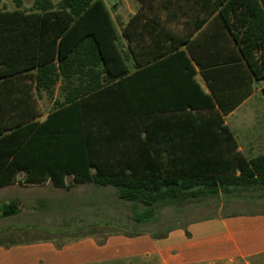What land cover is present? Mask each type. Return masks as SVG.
<instances>
[{
    "label": "trees",
    "instance_id": "obj_1",
    "mask_svg": "<svg viewBox=\"0 0 264 264\" xmlns=\"http://www.w3.org/2000/svg\"><path fill=\"white\" fill-rule=\"evenodd\" d=\"M141 2L122 27L127 49L104 0L0 8V187H63L70 176L112 186L138 223L152 222L161 204L185 202L201 186L264 188V154L244 157L216 108L229 112L264 78L260 0ZM198 4L217 12L225 29L229 44L217 46L220 61H202L207 47L191 39L208 14L185 35L171 26L178 9ZM160 7L167 9L163 18ZM198 70L211 93L196 81ZM58 86L60 96L40 120L34 92L53 97ZM221 135L226 151L209 141ZM35 203L43 212L53 202ZM1 208L17 214L21 204L14 199Z\"/></svg>",
    "mask_w": 264,
    "mask_h": 264
},
{
    "label": "crops",
    "instance_id": "obj_2",
    "mask_svg": "<svg viewBox=\"0 0 264 264\" xmlns=\"http://www.w3.org/2000/svg\"><path fill=\"white\" fill-rule=\"evenodd\" d=\"M121 1L113 5L115 15H112L121 41L127 49L122 27L140 9L142 2L137 0L139 5L134 7L129 3L125 10V2ZM260 2L264 9V0ZM197 6L178 9L177 23L171 26L175 27L179 35H185L190 27L195 26L194 23L208 14L205 23L194 32L191 39L199 37V42L207 47L208 53L202 61H220L222 57L217 54V46L229 44L223 24L215 18L217 12L211 14L210 8L200 7L199 4ZM155 11L162 18L167 14L164 7L156 8ZM187 22L192 26L187 25ZM181 48H185V45H181ZM211 73L215 71L210 69L209 75ZM196 81L205 92L211 93L200 70ZM263 88L264 78L254 80L252 92L229 112L222 111L216 103L224 124L234 136L239 151L247 159L264 154ZM225 94L230 95V92L225 90ZM250 104H255L253 108L256 114L253 118L249 117L247 111ZM220 137L223 138L209 141L220 143L219 147L226 151L228 146L225 135ZM198 189L200 192L186 202L205 208L216 205L217 209L165 232L87 231L62 241L40 238L30 242L1 243L0 264H264V188L241 185L230 186V189L218 186V191L208 186Z\"/></svg>",
    "mask_w": 264,
    "mask_h": 264
},
{
    "label": "rangeland",
    "instance_id": "obj_3",
    "mask_svg": "<svg viewBox=\"0 0 264 264\" xmlns=\"http://www.w3.org/2000/svg\"><path fill=\"white\" fill-rule=\"evenodd\" d=\"M35 0H0V8L30 10ZM58 2L59 0H53ZM114 13L113 5L121 0H105ZM125 10L130 5H139L137 0H123ZM158 3V0H154ZM20 3V4H19ZM132 7V6H131ZM115 15V13L113 14ZM60 96L59 86L55 94H37L34 92L35 107L40 120L53 108L55 98ZM250 104L247 108L250 118L256 114ZM23 173L19 174V178ZM49 198L52 208L40 211L36 199ZM18 199L21 211L17 214H0V243L30 242L40 238L65 240L89 232H165L176 225L216 210V205L205 208L192 203H163L157 208L152 222L138 223L132 219L130 203L120 200L117 190L112 186H100L93 183H75L68 177L66 185H23L19 182L0 187V208L7 202ZM187 203V204H186ZM185 204V205H184ZM264 207V206H263Z\"/></svg>",
    "mask_w": 264,
    "mask_h": 264
},
{
    "label": "water",
    "instance_id": "obj_4",
    "mask_svg": "<svg viewBox=\"0 0 264 264\" xmlns=\"http://www.w3.org/2000/svg\"><path fill=\"white\" fill-rule=\"evenodd\" d=\"M8 210L7 209H2V208H0V214H3V215H5V214H8Z\"/></svg>",
    "mask_w": 264,
    "mask_h": 264
}]
</instances>
